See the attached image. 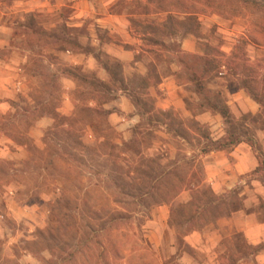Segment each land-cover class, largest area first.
<instances>
[{
	"label": "rangeland",
	"instance_id": "374dc122",
	"mask_svg": "<svg viewBox=\"0 0 264 264\" xmlns=\"http://www.w3.org/2000/svg\"><path fill=\"white\" fill-rule=\"evenodd\" d=\"M40 1H57L56 26L52 12H27L25 2ZM2 13L5 27L17 22L19 39L0 58L33 53L28 83L0 112V264H250L264 253L230 229L249 215L264 223V0H0ZM107 18L101 27L97 19ZM239 39L242 68L213 71L214 61H239ZM55 43L63 83L50 67ZM114 44L137 51L140 64L123 71L105 53ZM168 77L180 101L163 108ZM239 92L254 112L231 104ZM207 100L227 105L228 120ZM237 144L259 166L216 195L206 181L215 158L205 154ZM186 237L221 244L193 248Z\"/></svg>",
	"mask_w": 264,
	"mask_h": 264
},
{
	"label": "crops",
	"instance_id": "0c3cea01",
	"mask_svg": "<svg viewBox=\"0 0 264 264\" xmlns=\"http://www.w3.org/2000/svg\"><path fill=\"white\" fill-rule=\"evenodd\" d=\"M25 6H30V8L26 9L27 12H52L54 13V24L55 26L58 23V17H57V10H58V3L57 1H40L39 3L35 2H25ZM38 8V9H37ZM38 10V11H37ZM15 14V12H10L8 18L10 15ZM3 13L0 15V50L4 49L5 47H8L9 51L14 53V51L18 50V48L15 46L17 39H19L18 34L16 33L13 26L17 24V22H9V26H4L3 21ZM113 18V17H112ZM9 20V19H8ZM114 19H97V21H101L102 25L101 27H106L109 23H112ZM63 22V19L60 18V23ZM126 27V26H125ZM2 30H7L8 32V40H5L1 36ZM26 36L27 34H23ZM55 39H57V34L54 35ZM13 41V42H12ZM97 41V40H95ZM14 43V44H13ZM57 44L55 43V47L53 49L54 59L53 63H51L50 67L53 68L55 73V81H59L60 83H63L65 80L64 75L59 72L58 75V65H61V62L58 63V59L61 60L63 58V51L60 50L58 52L57 50ZM184 48L188 52H193V46L190 40H187L184 43ZM43 51L47 52V50L44 48ZM24 56L23 60L21 59L16 60L13 57H9L8 61H4L0 58V112L4 111L9 106V99L14 100L15 97H17L18 93L25 87V84L28 83V76L26 74V66H28V58L29 54H32L33 52L31 50H24ZM70 53V52H69ZM106 55L108 57L116 59L122 66L123 71L127 69V67H137L140 62L136 59V53L137 51L131 50L128 48H125L122 45H116L114 44L113 47H109L105 51ZM39 54L40 57H44L45 54ZM71 55V54H70ZM69 60L71 63H77L79 61V58L76 56H69ZM88 65L100 69L102 72L99 74V78L103 81H110L112 79L111 74L108 72L107 67L101 66L98 58H96L93 55H89ZM31 64V63H30ZM134 69V68H133ZM67 81L73 83V80H70L67 78ZM160 87L166 88L168 90L169 98L161 101V104L164 107H168L170 105L175 104V102H179L178 95L176 96L177 90H180L175 83L171 81V77H168L164 79L163 83L160 84ZM125 99L122 102V105L126 107ZM231 104L238 105L241 107L244 111L252 110V112L255 111V107L252 103H250L246 97H242V95L239 93H236L233 96V100L231 101ZM139 115L135 113L131 119L138 118ZM124 119V118H123ZM127 121L126 119H124ZM220 125V124H219ZM121 126H124V124H121ZM209 156L214 157L215 161L207 162V178L206 181L208 183H211L212 189L216 195H222L226 192V188H233L235 185L241 182V178L249 173H252L256 171L257 167L259 166L258 160L255 157V154L252 152V150L246 146L245 144H237L233 145L232 148L228 151L226 150H216L211 151L209 154H205V158H208ZM263 189V199H264V186H262ZM179 198H182L181 196L177 197V200ZM233 218L236 216L238 218L237 213L232 214ZM247 217V224L246 226L240 228V225L238 224V221L231 224V231H233V228L235 226L236 230L239 232L240 230H243L245 237H247L246 244L249 247H257L261 244H264V223L263 224H254L252 222V215L246 216ZM224 228V227H223ZM222 227L219 228V230L223 229ZM217 230V232L219 231ZM199 232L194 231L192 235H197ZM185 244H188L189 246L193 248H201L203 247L207 248L208 246L212 247H220L221 240H192L189 237H186ZM234 244V243H233ZM178 246V243L171 242V249ZM207 252L206 258L210 257V253L212 255L214 254L210 250H205ZM183 257H186L184 255ZM254 260H260L264 263V253L259 254L257 257L252 255ZM257 259H256V258ZM212 258V257H211ZM249 261L250 264H256L254 260ZM212 260V259H211ZM205 264H208L205 262Z\"/></svg>",
	"mask_w": 264,
	"mask_h": 264
},
{
	"label": "trees",
	"instance_id": "16d2710c",
	"mask_svg": "<svg viewBox=\"0 0 264 264\" xmlns=\"http://www.w3.org/2000/svg\"><path fill=\"white\" fill-rule=\"evenodd\" d=\"M195 32V30L192 29V32L193 33ZM245 54V51H244V45H243V42L239 39L238 42H237V45H236V48H235V51L233 52V57L235 58H238L239 61L237 62H233L232 60L231 61H214L213 63H211L212 65V70L213 71H216V72H224L225 69H231L232 71L233 70H238L240 68H242L241 66V61L242 59H244V55ZM194 58H196V60L199 62V61H202L204 59H202L201 56L199 55H195L193 54L192 55ZM191 71H192V81L195 82L198 86V90L199 91H202L203 90V86L199 83V76L197 75L196 71H195V68H194V65H192L191 67ZM245 91L249 92V95H251L253 97V99L260 104V100L259 98L253 94L250 89L247 87V86H244L243 87ZM201 107H203V104L201 105ZM207 108L215 111V112H218L225 120H228V117L230 115V111H229V108L227 107V105H224V106H219L217 103H212L210 100H207ZM0 261H1V249H0Z\"/></svg>",
	"mask_w": 264,
	"mask_h": 264
}]
</instances>
